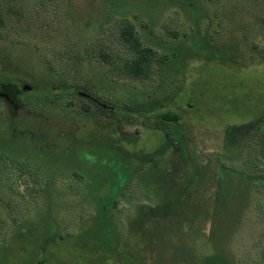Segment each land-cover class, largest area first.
Here are the masks:
<instances>
[{"label": "rangeland", "instance_id": "obj_1", "mask_svg": "<svg viewBox=\"0 0 264 264\" xmlns=\"http://www.w3.org/2000/svg\"><path fill=\"white\" fill-rule=\"evenodd\" d=\"M0 13V264H264V0ZM125 20L152 77L120 67Z\"/></svg>", "mask_w": 264, "mask_h": 264}, {"label": "trees", "instance_id": "obj_2", "mask_svg": "<svg viewBox=\"0 0 264 264\" xmlns=\"http://www.w3.org/2000/svg\"><path fill=\"white\" fill-rule=\"evenodd\" d=\"M45 1L46 0H41V4L44 5ZM4 18H5V14L0 13V20L2 21V23H4L3 22ZM124 22H125V24L121 30V37L123 39L124 46L127 47L128 51H127V54L122 58V64L120 67L122 68L123 72L130 78L147 79L150 76L152 77L154 70H155V65H154L155 64V58H156L155 50L152 47H144L142 45L140 39L137 36L135 27H134L132 22H130L129 20H125ZM110 61H112V60H110ZM5 78L3 79L5 81H3V80L2 81L4 83H6V84H4L3 87L6 88L5 90L7 92L10 91L7 88V87H9L8 85L15 86V88L17 90L23 89V88H21L22 86L19 85L17 80L14 79V80L8 81ZM56 90L57 89H55V88H48L45 91L42 90L43 94H41V95H48V94L52 95L56 92ZM34 91H36L38 93L41 90L35 89ZM38 95H40V94L38 93ZM162 110H164V109H162ZM145 113L146 112H144V114ZM160 115L163 118V120L166 122L178 121L181 119L180 113L177 112L176 110H173V109L161 111ZM144 117L148 118L149 116L144 115ZM128 153H130V152L128 151ZM184 157H185V159H187L186 153H185ZM247 159L244 161V164L241 165V167H242L241 169L243 171L252 172L259 167L258 166L259 163L256 164L257 162H255L254 160H251V161L249 160V163H248ZM192 161H194V160H191V158L189 157V162H192ZM186 163H188V161ZM184 181L185 180H183V182ZM193 185H194V183H193ZM193 185H192V187H193ZM183 186L187 187L188 183L185 181V184H183L182 187ZM39 256H43V257L39 259L38 263H32L34 259L33 260L31 259V260L27 261L28 262L27 264H29V263L30 264H47L48 258L44 255H41V254ZM20 264H22V263H20Z\"/></svg>", "mask_w": 264, "mask_h": 264}, {"label": "water", "instance_id": "obj_3", "mask_svg": "<svg viewBox=\"0 0 264 264\" xmlns=\"http://www.w3.org/2000/svg\"><path fill=\"white\" fill-rule=\"evenodd\" d=\"M27 87V86H26Z\"/></svg>", "mask_w": 264, "mask_h": 264}]
</instances>
